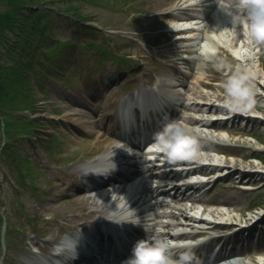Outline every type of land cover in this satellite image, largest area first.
Wrapping results in <instances>:
<instances>
[{
    "label": "rangeland",
    "instance_id": "374dc122",
    "mask_svg": "<svg viewBox=\"0 0 264 264\" xmlns=\"http://www.w3.org/2000/svg\"><path fill=\"white\" fill-rule=\"evenodd\" d=\"M155 1L166 7V2L168 0H130L126 5L125 3L123 4L122 0H103V4L92 2L91 0H52L46 2L48 4H46V9L52 10V17L55 18L56 21H51V36L47 37L46 35V37L40 39L38 43L41 44L43 48H47L48 46H51L49 42L52 37L62 39L71 37L72 45L67 47V54L63 58L64 61H62V64H55V67L53 68L59 77L58 79H64L65 83L60 80L48 79L49 85H44V83L38 84L37 78L35 77H40V74L44 79L45 77L43 71L41 70L40 73L38 68H36V65L33 64L35 72H37L33 75L36 81H34V78L32 81L34 83L32 86L33 109L31 108L28 111H10V115L13 118L19 117L20 114H26L29 117H35L36 121L34 130L29 136L19 139L18 137L17 139L12 137L13 142L8 146L9 151L5 148L0 153V192L2 195V200H0V213H3L9 218L12 227L25 230L27 234L32 232L33 227H36L40 230V233H45V236L52 237L54 235L57 226L48 230L43 226V220L40 218H35L37 221L28 224L25 218H22V213L20 214L17 209L15 199L19 196L22 200L24 212H26V210L30 211L27 208V205L30 207L32 205L34 211L36 210V207L37 210L43 209L44 214L42 216L46 215L50 217L47 220L45 219L47 222L52 221L58 207L50 202H43V197V201H35L33 195L31 196V200H34L35 202H29V193L22 189H16L15 186L19 185L22 187V184L20 183L28 184L29 186L30 184H33L32 187L30 186L31 190L28 188L27 190L41 194L42 188L44 187V179L48 181L50 176L57 174L59 166L67 171L71 170L70 167L78 168L77 160H69V155H71V153L67 152V150L70 149V145L74 143L73 154H76L77 150L79 151V149L83 147V139L75 141V137L82 134L83 130L70 126L68 121L72 120L65 116L68 112L66 107L69 109L73 108L74 110L82 109L87 114L89 113L88 110L94 115L96 113V111L93 112L91 109L87 108V105L75 102L71 99L73 95H71L72 93L70 90L65 89L64 91V93L71 97L66 100V98L63 99L59 96L57 89L60 90L64 87H71L75 88V92H77V90H79L78 86L81 85L86 87L90 84L89 81H97L96 75L101 69H103L101 74L104 77V82L99 83V85L106 87L101 93H105L112 90V87H115L113 91L119 95L129 91V86L139 80L143 82L142 85H150L152 81L155 80L153 79V76H155L156 73L162 76V78L171 76L170 71H173L174 68H171V65L167 64L169 63V58L165 54L166 51H169L168 48L171 49V46L168 45L170 41L168 40L167 34L164 33V17L160 15H149V13L156 11L153 9V3ZM7 3V0H1L0 8ZM69 3L76 6L77 10L83 15H86L89 19L87 23L95 25L97 29L92 32L89 29H86L87 31L84 33L76 30L74 34H71L74 31L78 18L73 17L71 14L72 9L69 10L65 6ZM58 4L62 6V9H57ZM33 5L38 7L39 3L35 2ZM1 29L3 30V34H0V39L9 41L10 39L8 40L5 37L8 29H6V27H1ZM89 32H91V34ZM103 34L106 36L105 39H103V44L109 52L107 56L102 54L101 48L97 45L98 41L102 39ZM10 37L13 38L11 33ZM91 38H95L96 42L90 43ZM242 38L247 39L248 34L246 37L244 36ZM11 52L12 54L17 55L18 51L12 50ZM113 52L120 59L118 62L110 57ZM38 56L45 57L47 54L42 51V49H37V55L34 56L35 62H39ZM258 58L260 59L258 61L259 67L256 74L259 75L264 82V46L262 47V52L259 54ZM217 59V63L214 65L212 64L215 66L212 69H209L212 67L211 64H207L206 68L202 67V69H208L207 72L205 71L206 81H210L217 87L213 86V89L210 87L205 88L202 87L203 84H197L194 86L197 90L196 94H199L200 92L204 94L224 95L226 97L223 88V81L226 79L223 78L225 75L224 71L226 70L228 62L233 64L235 62L225 52L223 55L220 54ZM254 60L255 58L253 56V62ZM0 61H6L10 64L13 63V60L10 57L8 58L4 52H0ZM239 64L240 62H237V65ZM221 66L222 69L216 71L217 68L220 69ZM245 66L247 67L246 71H248L249 66ZM243 74L247 75L245 73ZM219 83L221 84L219 85ZM201 96L202 94L200 96L197 95L193 99V102L202 99ZM224 96L223 98H225ZM256 97L257 96L252 93L250 106L254 104L252 99ZM70 101H74L75 104ZM263 101L264 100H258L260 103H264ZM255 105L259 108L258 111L262 113H257L262 117L260 121L255 120L254 122H250L247 126L245 125L246 123L243 124L242 122L235 123L236 126H231L230 124H215L214 126L219 129L229 127V130L231 131V129H233L234 133L232 134L234 145L229 147H218L223 148L224 151L232 154L231 160L226 163L230 165L232 171L235 173H233L231 177L220 181L217 186L213 187L208 193V197H214V200L223 198L228 199L224 205L221 204L222 208L228 207L231 212L230 214L232 215L228 226L232 225L231 222H235V225L232 226L247 224L249 220L251 221L255 218V215H253L252 212H247V210L252 207L254 208L256 205H264V176H251L248 179V174L242 177L240 173H237L240 172V170H244L245 172L253 169L264 170L258 160L255 158V160L253 158H247V155L264 158V144H262L264 143V107L258 105V103H255ZM196 113L197 112L193 111V114ZM244 126L245 128H243ZM70 129L74 131V141H71V139L69 140V136L71 135ZM13 131L14 129L11 133ZM12 135H14V132ZM15 136H17L16 133ZM212 138L218 139L215 135H212ZM3 139L4 137H2L0 141L2 142ZM26 159H29L32 163L34 176L31 179L29 175L26 174V177L20 181L17 177V170L20 165L23 167L22 171L27 170H25ZM248 180L251 182L255 181V183L259 184L256 186V190L244 191L242 187L249 186L247 185L250 183ZM55 196L58 200L63 199L65 198V193L62 192L61 194H55ZM214 207L216 209L215 213H217L220 205H215ZM49 210H53L54 214L49 212ZM225 214L226 213H224V215ZM245 214L247 217L244 216ZM211 215L212 216L210 217L216 220H226L224 218L226 215L217 216V214L214 215L213 213ZM42 216L40 215V217ZM245 219H247V221ZM56 220L58 221V224L65 222L60 218ZM263 228L264 226L262 229ZM2 229L3 225L2 227L0 226V230ZM262 232L263 234L259 239V244L261 246L257 249H249V251H247L248 253L244 252V257L247 258L252 256L255 252L264 253V230H262L261 233ZM24 238V234H18L16 239H13L14 241L12 244L6 248L3 246L0 247V264L2 262L3 254L7 259L11 258V261H13L14 259L17 260L16 256L25 252L24 250L27 241ZM23 243L25 245L24 248Z\"/></svg>",
    "mask_w": 264,
    "mask_h": 264
},
{
    "label": "clouds",
    "instance_id": "9594fccd",
    "mask_svg": "<svg viewBox=\"0 0 264 264\" xmlns=\"http://www.w3.org/2000/svg\"><path fill=\"white\" fill-rule=\"evenodd\" d=\"M221 4L222 10L232 16L233 22L237 17L232 13V8L243 12L247 22L248 36L257 41H264V0H234L231 3L219 0L218 7ZM223 88L230 106L238 110L250 106L253 92L250 77L244 75L239 69L223 81ZM154 137L157 151L166 153L173 160L194 156L199 146L194 130L185 121L179 119L165 123ZM123 221L138 223V218H126ZM145 231L147 233L149 230L145 229ZM174 247V241L158 232L146 234L133 243L129 255L122 260L121 264H190L193 256L187 252L176 256L173 252ZM244 264H264V253L247 257Z\"/></svg>",
    "mask_w": 264,
    "mask_h": 264
},
{
    "label": "bare ground",
    "instance_id": "6f19581e",
    "mask_svg": "<svg viewBox=\"0 0 264 264\" xmlns=\"http://www.w3.org/2000/svg\"><path fill=\"white\" fill-rule=\"evenodd\" d=\"M173 1H177V0H173ZM206 2H207V4H211V6L209 8L217 9L219 12L224 11V10H222L223 6L221 8L217 7V1L216 0H202L203 4H205ZM154 6L157 7L158 9L161 8L157 4H154ZM204 16L206 17L207 22L210 21V23H211V21H213L212 17L210 15H207L206 13H203V17ZM222 16L223 15H221L219 18H222ZM215 24L217 26V30H216L217 33L213 34V35L211 33H206V35L209 38H211L212 40H214V41L219 39V37H222V36L225 35L226 26H228L230 23H228V21H227V24L220 25L219 22H218V19H217ZM194 26H196V25H194ZM195 30H196V28H195ZM195 30L194 29H191V30L189 29L185 33V34H187V36L189 38L187 40V43L184 45V47H186V50H188L189 52H191V51L196 52L197 51L196 50L197 47H196ZM235 35L239 37V36H241V33L237 32ZM242 43H243V45H241V46L247 48L248 50L254 48L253 41L243 40ZM206 49H207V47L205 49H202V51H207ZM243 56H244L242 58L243 67H240L241 68L240 71L244 72L245 74H247L250 77V80H251L250 83L252 85L253 93H255L256 96H258V100L262 101V100H264V82L262 81L260 76L256 74V69L258 67V63H256L255 61L254 62L252 61L250 51H245ZM245 65L249 66L248 67L249 68L248 72L246 71L247 67ZM203 76H204V72H202V71H194V72H192L191 79H192L193 84H197V83L201 82L203 80ZM263 77H264V75H263ZM172 90L173 89H171L169 91V93H172ZM192 91H193V93L197 92L195 90L194 86L192 87ZM95 105L97 107H99V108H102V111H103L101 114H99V117L96 120H94L93 118H89V117H85L82 120H79L77 117H84V115L82 113H80L79 111H75V110H72V109L69 110V108L66 107L67 110H68V112L66 113V117L67 118H69L71 120H73V119L76 120L77 123L80 124L87 131H93L94 130L93 128H97V135L95 134L93 136H90L89 139H87L85 141V143L93 142L94 137H97V138L103 140L105 135L104 134H100V129H101L100 126L102 124V120L105 119V118H108L110 115L112 117V112H111V109H110L111 104L109 102H106V101H104V102L103 101H95ZM261 105H262V107H264V103H261ZM209 109H211V110H215V109L223 110L224 107H219L217 102H211V103H209ZM128 113H129V111H128ZM229 113L232 114V115H230L231 119H235V118L240 117V116L242 117V114L236 108H235L234 111L232 110ZM248 115L251 116L250 117L251 120L260 121L262 119L261 115H258V114H256V115L255 114H248ZM130 121H132V118L126 117L125 123L127 125L130 124ZM207 121H209V120H207ZM207 121H205V124L213 123V121H210V122H207ZM103 130L107 131V129H103ZM118 148L119 147H117L115 145V142L111 141L107 145L106 151L107 150H115V149L117 150ZM198 148L202 149L201 147H198ZM107 152H110V151H107ZM118 157H120L118 166H123V168L117 170L118 174H120L121 176H124V179L126 178V180L128 179V176H130V174H132V175L133 174H137L138 171L135 170L136 169L135 165H136V163L139 162V156L137 154H134V153L133 154H129L127 151L124 152V153L118 152ZM124 168H125V170H124ZM188 168H190V166ZM217 170H218V168H217ZM241 172L244 173L243 171H241ZM219 173H221V172H219ZM76 176H77L76 172L63 171L61 175L59 174V176H54L53 177V180H55V187L68 190L69 187L71 186L70 184H72V182L74 184L78 183V180L76 179ZM85 178H88V176H85ZM61 185H63V187H60ZM105 186H106V188L108 190L112 189L111 179L109 177L104 182L99 184V187H105ZM176 188L179 189V190L181 189L180 186H178ZM122 189L124 190V187H120L119 191L122 190ZM111 196H112V194L111 195H106L104 197V199L111 198ZM98 198H99V194H96L94 196H89L86 199L87 208H88V205H92L94 203H98L97 202ZM50 199L54 200L55 198L54 197H50ZM121 199H122V197H120V195H118V194H115L113 196V200L114 201H117V202L119 201L120 202ZM226 200H228V199H226V198L223 199V201H226ZM60 203H61L60 211L61 210L69 211L71 209L77 210V209H81L84 206V198L82 197V195H80V192H78V193H71L70 192V193H68V200H61ZM159 203H160V201H159ZM97 211H99V209L92 208V209L89 210V212L87 214H85L83 216L76 215L75 218H74V221L76 223L87 224V222L89 221V219L87 217H92L94 214L97 213ZM179 215L180 216H177V214H170V216H172L173 218L176 219V221L174 223H172V225H176V224L180 223L181 217H185L187 215L189 216V218L191 220H195L196 219L195 215L192 216L187 211L185 213H182V214L179 213ZM231 217H232V215L229 212H227L226 216L224 218L225 219H231ZM199 218H200L198 220L199 222L206 221V220H204L205 219L204 216H202V217L199 216ZM221 221H225V220H221ZM96 237H97V241H99L100 240V235L98 233H97ZM101 238H102V235H101ZM123 247H124L123 244L118 243L115 247H113V249L115 248L114 250H117V249H121ZM129 253H130V251L127 253V255H129ZM238 258H240V254H238V253L237 254H229L228 256L224 257V261L228 262L229 264H244V260L238 259ZM231 260H234L233 262H235V263L231 262ZM217 262L218 263H213V264H219V261H217ZM203 264H210V262H204Z\"/></svg>",
    "mask_w": 264,
    "mask_h": 264
},
{
    "label": "trees",
    "instance_id": "16d2710c",
    "mask_svg": "<svg viewBox=\"0 0 264 264\" xmlns=\"http://www.w3.org/2000/svg\"><path fill=\"white\" fill-rule=\"evenodd\" d=\"M7 1L8 3L0 8V34H3L1 27H6L8 30L5 37L10 40L0 39V50L6 56L12 57L15 64H6L7 62L0 61V139L2 132L9 135L15 128H20L19 132H28L32 124L31 119L27 116L11 117L10 111L32 106V93L27 89L26 68L24 67V65H29V63L22 59L21 55L29 56L30 58L36 55L34 46L39 39L44 38L46 35L45 29L48 17L45 12V7L48 5L46 2L52 0ZM35 2L44 5V7H33ZM69 6L74 10L76 16L82 17V14L74 9L73 5L69 4ZM10 33L13 38L10 37ZM1 46H3V49ZM54 48L55 45L50 46V49L46 52L49 64L57 62L59 59V53ZM12 50H17L19 56H13L11 54Z\"/></svg>",
    "mask_w": 264,
    "mask_h": 264
},
{
    "label": "snow or ice",
    "instance_id": "6c2138e0",
    "mask_svg": "<svg viewBox=\"0 0 264 264\" xmlns=\"http://www.w3.org/2000/svg\"><path fill=\"white\" fill-rule=\"evenodd\" d=\"M155 147V146H154ZM181 159H185V158H181ZM238 259H242V258H238Z\"/></svg>",
    "mask_w": 264,
    "mask_h": 264
}]
</instances>
